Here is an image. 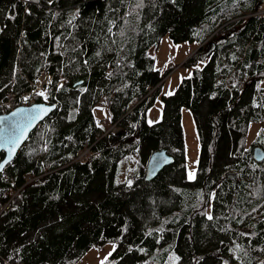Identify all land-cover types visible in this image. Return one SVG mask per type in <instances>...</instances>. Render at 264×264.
<instances>
[{
	"label": "trees",
	"instance_id": "1",
	"mask_svg": "<svg viewBox=\"0 0 264 264\" xmlns=\"http://www.w3.org/2000/svg\"><path fill=\"white\" fill-rule=\"evenodd\" d=\"M164 34L201 44L183 63H203L161 95L149 124L168 72L149 50ZM43 73L47 99L37 97L55 107L0 172V264H75L108 241L111 264H140L156 249L174 250V264L264 262V159L252 154L263 128L249 140L264 122V0H0V109L9 93L27 102ZM99 106L117 131L99 123ZM183 106L199 139L194 180ZM88 146L91 157L77 159ZM161 148L173 161L146 180ZM120 160L133 164L124 181Z\"/></svg>",
	"mask_w": 264,
	"mask_h": 264
},
{
	"label": "rangeland",
	"instance_id": "2",
	"mask_svg": "<svg viewBox=\"0 0 264 264\" xmlns=\"http://www.w3.org/2000/svg\"><path fill=\"white\" fill-rule=\"evenodd\" d=\"M197 46L198 45L195 41H173L168 34H164L160 37L156 47L149 50V53L154 56L155 67L162 72L167 70L168 72L163 78V84L161 85L160 90L155 95L154 100L147 109V123L153 124L160 120L162 109L161 95H167L169 92L173 93L182 78L189 76L194 67L202 65V59L198 60L195 65H187L183 63L186 58L195 51ZM94 112L99 123L103 124L105 129L114 130L116 128L114 124L109 122L108 114L102 106L96 107ZM181 126L185 146L186 177L188 179V173L195 172L196 170L199 155V139L191 112L186 106L181 108ZM260 127L264 130V122L261 125H254L251 128L249 140L255 136ZM83 152L84 149L81 150L79 154H82ZM132 168L133 164L120 160L116 170L115 180L124 181L130 178ZM113 247L114 244L111 241L99 246H93L89 248L75 264H102V262L103 264H111L114 259L112 256ZM174 257H177L174 250H170L165 258H162L160 250L156 249L151 256H147L140 264H174L176 262Z\"/></svg>",
	"mask_w": 264,
	"mask_h": 264
},
{
	"label": "snow or ice",
	"instance_id": "3",
	"mask_svg": "<svg viewBox=\"0 0 264 264\" xmlns=\"http://www.w3.org/2000/svg\"><path fill=\"white\" fill-rule=\"evenodd\" d=\"M49 4H51L53 2V0H48ZM123 2V0H122ZM143 6V0H137V7H142ZM79 9L76 10V12L72 15V19L68 21L69 24H72V20H75V18L77 16H79ZM112 24L115 23V21L110 22ZM75 27V26H74ZM109 33L112 32V28L109 27L107 30ZM69 35H71V33H69ZM121 35H123V33H121ZM74 38V37H73ZM57 41H59V37L56 38ZM110 50V49H109ZM96 56H100L101 52L97 51L95 53ZM235 58V57H233ZM85 64H87V61H84ZM109 76L112 75V73H108ZM51 81H49L50 83ZM63 88V84H61L59 86V88L57 89L58 91ZM37 95H40L42 97H44L45 99H47V94H46V90L44 91H40L39 93H37ZM167 95H172L171 92L167 93ZM25 100L28 99V97L24 98ZM55 105L51 106V107H44V106H33L34 111H24V110H18V113H13V116H17L19 115L20 118L17 120H13L11 122V124L8 126V129L5 133L4 136L0 137V147H8L9 145H11V147H8V152H9V160L11 159L12 154L14 153L15 149L19 146L20 141L25 137L26 132L28 130L29 127L32 126V124L37 120L42 118L43 115H46L49 111L52 110V108H54ZM258 159H264V155L258 156ZM167 161H163V163H166ZM4 163H8V161H4L3 163H0V172L3 171V167H4ZM162 161L157 158L154 162L153 165V174L155 173L156 168H158L159 166H161ZM196 178V174L195 172H189L188 173V179L189 180H194ZM132 182L128 181V185L129 187L131 186ZM214 197V194H213ZM255 211V210H254ZM207 215V219L208 220H212L213 216L210 214H206ZM241 235L244 236H249V235H253L250 233H241ZM235 250H242L240 245H236V249ZM113 251H115V246L113 247ZM111 254V253H110ZM109 254V255H110ZM247 253H245L246 255ZM174 260L178 261L179 257H174ZM103 264V262H102ZM262 264H264V262H262Z\"/></svg>",
	"mask_w": 264,
	"mask_h": 264
},
{
	"label": "water",
	"instance_id": "4",
	"mask_svg": "<svg viewBox=\"0 0 264 264\" xmlns=\"http://www.w3.org/2000/svg\"><path fill=\"white\" fill-rule=\"evenodd\" d=\"M209 44V43H208ZM207 44V45H208ZM201 45V44H200ZM198 45V46H200ZM197 46V47H198ZM36 105V106H44V107H51L53 105H55L54 103H49V102H34V103H31V104H20V105H17L15 106L12 110H9L7 113H0V137L4 136L7 129H8V126L11 124V122L13 120H17L20 118L19 115L17 116H13V113H18V110H24V111H34L33 109V106ZM54 108H52L53 110ZM51 110V111H52ZM51 111H49L46 115H43L42 118L40 119H37L31 127L28 128L27 132H26V135L25 137L20 141L19 143V146L15 149L14 153L12 154L11 156V159L9 160V152H8V147H11V145H9L8 147H0V151H3V156L1 157L0 159V163H3L4 161H8L10 162L14 157L15 155L17 154L20 146L25 142V140L28 138V135L30 133V131L41 121L43 120ZM252 154H253V158L255 160H261V159H258L257 157L258 156H261V155H264V149L259 146V145H255L253 146L252 148ZM159 158L162 163H161V166H159L158 168H156L155 170V173L153 174V165H154V162L155 160ZM167 161L166 163H163V161ZM173 161V158L171 155H169L167 152H166V149L165 148H161V149H157L155 151H153L148 159H147V162H146V167H145V173H144V178L146 180H149L151 178H153L157 172L165 165H168L169 163H171ZM7 163H4V167L6 166ZM3 167V168H4ZM228 176L232 177V178H235L236 179V176L235 174L233 173H228L227 174ZM237 180V179H236Z\"/></svg>",
	"mask_w": 264,
	"mask_h": 264
},
{
	"label": "built area",
	"instance_id": "5",
	"mask_svg": "<svg viewBox=\"0 0 264 264\" xmlns=\"http://www.w3.org/2000/svg\"><path fill=\"white\" fill-rule=\"evenodd\" d=\"M46 78H47V75L46 74H43L41 76V78L37 82L36 90L42 88V84H43V82H44V80ZM30 101H33V98L32 97L30 98ZM15 104H16V102H15L14 98L11 95H8L7 99L4 102H2L1 106H2L3 111H6L8 109L13 108L15 106ZM115 130H118V129L115 128L114 130H111V131H115ZM89 149H90L89 147H85L84 148V152L82 154H78L76 158L77 159H81V160H83V159H85V160L86 159H89L91 157V154H92V152Z\"/></svg>",
	"mask_w": 264,
	"mask_h": 264
},
{
	"label": "bare ground",
	"instance_id": "6",
	"mask_svg": "<svg viewBox=\"0 0 264 264\" xmlns=\"http://www.w3.org/2000/svg\"><path fill=\"white\" fill-rule=\"evenodd\" d=\"M48 79V75H47V78L44 80V83L46 82V80ZM29 92V91H28ZM26 93V92H25ZM8 95H11L13 98H14V100H15V102H16V104H15V106H17V105H20L21 103H18L17 101H18V98H20V97H16L13 93H9V94H7V97H8ZM7 97H6V99H7ZM25 97H27V96H25ZM22 146V145H21ZM20 146V147H21ZM89 148H90V146H88ZM82 150V149H81ZM77 157V156H76ZM196 183V182H195ZM198 184V183H197ZM206 186V185H205ZM8 203V202H7Z\"/></svg>",
	"mask_w": 264,
	"mask_h": 264
}]
</instances>
